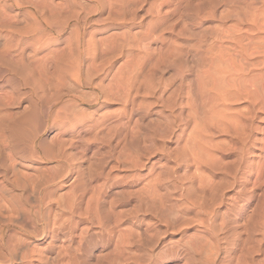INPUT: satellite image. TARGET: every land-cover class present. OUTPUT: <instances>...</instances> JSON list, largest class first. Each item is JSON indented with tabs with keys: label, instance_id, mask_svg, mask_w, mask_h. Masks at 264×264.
Segmentation results:
<instances>
[{
	"label": "rangeland",
	"instance_id": "1",
	"mask_svg": "<svg viewBox=\"0 0 264 264\" xmlns=\"http://www.w3.org/2000/svg\"><path fill=\"white\" fill-rule=\"evenodd\" d=\"M79 1L81 7L97 9L90 19L94 28L90 32H95L96 39L112 37L107 54L97 49L92 56L96 64H103L101 68L94 65L101 69L97 89H81L78 101L68 108H48V91L46 98L41 92L31 93L25 85L34 77L31 66L38 52L34 46H25L23 52L26 74L0 67V140L5 139L4 132L5 136L9 134V126L3 125L8 117L11 122L17 120L16 125L25 122L29 133L39 136L36 147L41 153L66 155L65 162H47L39 160L33 150V157L21 154L16 159L15 169L19 180L26 184L24 193L30 195L31 210L41 209L55 225L45 237L47 230L45 234L35 232L48 225L43 228L37 219L29 221L28 229L20 232L17 257L10 264H239L238 257L248 255L252 239L262 232L257 218L262 206L259 203L264 200V93L259 108L251 107L253 121L243 116L244 136L211 126L210 138L217 143L211 151L218 155V164L222 162L219 167L210 162L202 164L205 175L200 178L184 143L191 125L190 110L194 105L199 109L202 103L197 87L203 56L192 48L195 42L187 33L191 28L210 35L217 27L237 23V15L262 13L264 0H100L99 5ZM109 2L114 4L111 8L116 7L112 11L123 12L122 16L111 11ZM81 7L78 10L86 16ZM13 12L18 14L20 27L30 25L25 10ZM248 25L242 23L243 28ZM115 33L120 35L116 37ZM125 34L126 39H122ZM173 41L181 46V54L169 56ZM5 42L6 31L0 28V52ZM112 44L116 50L110 49ZM250 59L257 63L253 72L263 75L259 82L264 86V55ZM122 73L129 74L127 104L125 92L117 97L111 88ZM73 79L69 76L71 85H75ZM163 101L174 103L166 107ZM249 106L244 99L233 104L243 111ZM136 127L138 131H133ZM155 127L172 135L162 136ZM133 155L143 167L134 166L137 161ZM258 163L263 165V176L259 184H254L255 176H250L249 168ZM24 174L33 176L35 182L30 185ZM53 176L57 181L47 186V179ZM203 176L213 180L211 189L200 184L201 179L208 182ZM234 181L231 189L229 185ZM49 192L55 197L44 201L41 197L49 196ZM68 202L71 207L66 205ZM207 222L215 229L212 233ZM63 245L68 246L66 254ZM28 247L38 251L31 261L22 260V251ZM262 249L249 253L253 264L263 259Z\"/></svg>",
	"mask_w": 264,
	"mask_h": 264
},
{
	"label": "bare ground",
	"instance_id": "2",
	"mask_svg": "<svg viewBox=\"0 0 264 264\" xmlns=\"http://www.w3.org/2000/svg\"><path fill=\"white\" fill-rule=\"evenodd\" d=\"M89 1L96 3V5H99V2H101L100 0ZM112 1L113 0H111V2ZM134 1L135 0H133V2ZM117 3H120V1ZM80 5L81 4L79 0H63V2H59V0L58 2L56 0H6L5 4L0 3V28L6 31V42L3 50L0 52V67L6 69L10 73L26 74V72H28V69H25L27 65H25V63L23 62V52L25 50V46H34L36 51H38L34 57V61L32 63L33 65H30L32 67V70L35 71L34 77H31L32 82L27 81L25 85L28 86L31 93H35L36 91L38 93L41 92V94L46 98L48 96V91L49 98L46 102L49 105L48 108H53L59 105H64V108H68V106L73 105L78 101L81 89H97L100 84V82L96 80V78H98L101 71L100 68L103 64H96V62L92 60V56L97 49H100V51L101 49L102 51L104 49L103 53H106L105 50L111 47V45H108V43L111 41L112 37L110 36L111 38L105 39H99V37V40H97L95 37V32H90L94 30V28H92L93 21H91L90 19L94 15H92V13L97 11V9L94 10L93 7H87L86 5L85 8V6L81 7L82 5ZM112 5L114 4H110V8ZM79 7H81V10L85 11V14H87L86 16H82V12L78 10ZM112 8L116 10V7ZM120 8L121 7H119L118 9L120 10ZM22 9L26 11L24 14L31 19L30 25H24V27H20L18 25V14H15L13 12V10L21 11ZM87 10L89 12L86 13ZM115 10L112 12H114L115 14L119 12L118 10ZM120 13L121 12H119V15ZM106 19L104 20V22H108L110 20V18H108L109 20L107 19L108 21H106ZM100 20L101 19H99V21ZM236 21L237 23H233L231 25H222L215 28L212 33H210V35H205L201 30L196 32L195 30L193 31V29L191 30V28H188L189 32L187 33V36L189 38H192L195 42L192 48L196 49L197 52H201L203 56V63L200 70L201 73L198 78L199 87H197L201 94V101L199 102L202 103L200 105L201 108L199 106V109H197L194 107V105L192 107V111L190 110L191 125L189 127L188 133L186 134L184 148H186L189 155L193 158V161L196 164L195 172L198 173L200 178H202V175H205L202 174L201 171L202 164H207L208 162H210L211 164L213 163V165H219L217 159L218 155L214 156L211 151L212 148H214V145L217 144L216 142L213 143L210 138V135L212 134L210 130L211 126H215L219 130L221 129V131L223 132H234L233 135H236L238 137H241L242 135L244 136L246 123L243 119V116H250L252 119L253 115L251 116V107H258L259 99L263 98H260V96H262V92L264 93V86L263 83L259 82L263 75L253 72V67H256L258 65L257 63L251 62L250 57L255 58V55H264V36H262V34H264V12H248L243 16L237 15ZM96 22L98 23V21ZM242 23H248L249 25L247 28H243ZM151 31L153 32V29ZM117 34L120 35V33ZM117 34L115 33L116 37H118ZM121 37H124L122 39H126V34L123 36L121 35ZM174 41L172 42L174 43V47L169 49V56L181 54V46ZM148 42H150V40ZM150 44L148 48L151 47ZM51 46L52 48H50ZM140 46H137V48ZM143 46L145 47L144 44ZM110 49L116 50L114 49V45L113 48ZM113 50L110 51L114 52ZM103 53L102 55H100L102 57L104 56L105 58V55H103ZM100 61L103 60L101 59ZM94 65H98L100 68L95 67ZM104 65L106 66V64ZM130 67L131 66H129V68ZM125 69L124 72L126 71ZM118 71L120 72L121 69L119 68ZM35 75L38 77L37 79L35 78ZM69 76H72L74 78L73 81L75 85L70 84ZM128 76V73L126 75L122 73V77L115 79L112 84L110 83L112 93L114 95H117V97L123 96L125 92L127 98L126 104L128 103V91L125 89L127 85L126 79ZM152 88L153 84L150 83L149 89ZM167 90L169 91V88ZM164 92L166 94L165 90ZM164 92L162 91V93ZM169 95L171 96L172 93H170ZM66 98H69V101H64ZM197 99L199 100L200 96ZM242 99L248 101L250 105L249 108L244 107V111L243 109L239 108L235 109L233 107V104L241 102ZM169 102L170 101H168V103L166 104V101H163L166 107H169L174 103V101L172 104ZM147 103L146 105H148ZM140 105L142 106V104ZM61 111L62 109L59 110L58 113H56V117L58 119L59 115L57 116V114H59ZM170 120L172 121V119ZM168 121L169 120L166 119V123H168ZM16 123L17 120L11 122L8 117L5 118V120L3 121V125L7 128L9 126V134L5 136L4 132L3 136L5 139H2V141L0 140V144L3 145V148H0V168L2 170V180L0 181V262H7L9 264L13 263L17 257L18 246L16 242L18 239H20V232H25L28 229L27 223L29 221H32L33 223V221L37 219V221H40L43 228L48 225L47 228L43 230L40 229V231L38 228L35 232L36 234H45L47 230V235H45V237L49 236L50 226H53V224L55 225V223L51 221V217L47 216V213H44L41 209H37L36 211L31 210L32 206L29 201L30 195L28 193L27 196L24 193L27 189L26 184L19 180L20 178L18 177L17 171L15 169L14 163L16 162V159L21 154L24 157H33V150L34 152L36 151V153L38 154L37 158L41 161L61 163L65 162L66 156L63 154V152H59L58 154L52 156L47 154L46 152L41 153V151L37 149L38 147H36L39 136H32L31 132L29 133L28 129H26L25 122H20L17 125ZM170 125L171 122L169 126ZM169 126L166 124L165 128ZM160 127L159 129L158 127H155V129L160 130V132H162L163 134V129L161 130ZM165 128L164 132H166ZM170 128L171 127H169L168 130H170ZM136 130L138 131L137 127L136 129L133 128V131ZM11 131L12 134L10 136ZM167 133L169 135V133L171 132L167 131ZM166 134H163L162 136ZM168 135H166V137ZM240 140L242 141V138ZM29 142L31 143L30 146L28 145ZM1 149L3 150V153ZM241 151H243L242 147ZM125 152L128 153V150H126ZM134 156L137 161L138 156L133 155V157ZM138 161L134 162V166H139L140 168L143 167V163ZM221 162L219 166H221ZM249 169L250 176H255L254 184H259L263 176V165L258 163L256 166L252 165ZM24 175L26 176V178H28L27 181L31 185V182H33V176H29L27 174ZM203 177L206 179L207 176ZM56 179V176L47 179V186L54 184L57 181ZM207 180L208 182L201 179L200 181L202 183L200 184H203L202 187L204 186L208 189H211L214 186V182L212 179H208V177ZM261 183H264V181ZM235 184L236 182L234 181L230 183L229 187L232 189L235 187ZM44 189L45 187H43L41 190ZM19 191H21L22 194H20ZM49 194V196L44 194L41 198L44 199V201H52V197H55V194L50 192ZM65 201H63V203ZM262 201V203H259L262 204V206H260L261 210L257 218V224L261 228V230L259 231L262 232H259L261 234L260 236L254 237L252 239L253 241H251L252 244L249 249V253H259L261 252V248H263V259L257 264H264V200ZM69 202L66 205H69L71 207V202L70 204ZM69 206H67V208H69ZM48 209V212H51V208L48 207ZM20 217L22 219H20L21 221H19ZM206 225L207 228L210 229L209 231H211V233L215 231L212 224H209L207 222ZM67 247H65L64 245L62 247V250H64L62 252H65L64 254L67 253L65 251L67 250ZM5 252L8 253L6 254ZM22 252V260L27 261H31L32 259H34L35 254L38 253L37 248L35 247L32 249H29L28 247L26 251L24 250ZM62 252L61 255H64ZM249 253L248 255L243 254L238 257L239 264H253L252 262L254 261L252 260L251 256H249ZM68 257L71 256L69 255Z\"/></svg>",
	"mask_w": 264,
	"mask_h": 264
}]
</instances>
